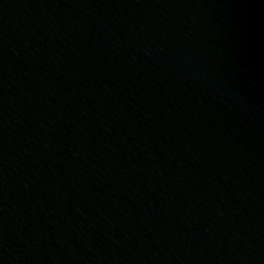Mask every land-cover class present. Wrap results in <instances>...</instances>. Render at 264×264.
<instances>
[{"label": "water", "instance_id": "water-1", "mask_svg": "<svg viewBox=\"0 0 264 264\" xmlns=\"http://www.w3.org/2000/svg\"><path fill=\"white\" fill-rule=\"evenodd\" d=\"M0 264H264V0H0Z\"/></svg>", "mask_w": 264, "mask_h": 264}]
</instances>
